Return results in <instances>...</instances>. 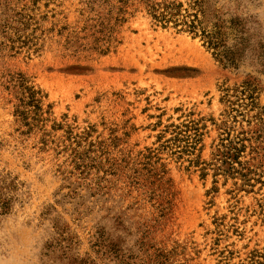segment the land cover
<instances>
[{
    "label": "rangeland",
    "instance_id": "rangeland-1",
    "mask_svg": "<svg viewBox=\"0 0 264 264\" xmlns=\"http://www.w3.org/2000/svg\"><path fill=\"white\" fill-rule=\"evenodd\" d=\"M203 8L264 42V0ZM195 10L0 0V264H264V74L224 67Z\"/></svg>",
    "mask_w": 264,
    "mask_h": 264
},
{
    "label": "trees",
    "instance_id": "trees-1",
    "mask_svg": "<svg viewBox=\"0 0 264 264\" xmlns=\"http://www.w3.org/2000/svg\"><path fill=\"white\" fill-rule=\"evenodd\" d=\"M204 1L194 0V7L197 10L194 14L188 12L181 20L182 25L189 32L200 36L224 67L239 70L241 66L249 62L258 68L259 73L264 74V42L258 40L253 21L251 19L223 20L217 16L212 22L205 24ZM152 15L158 23L165 24L172 21L174 17H178L180 12L172 11L169 6H163L161 9L154 8ZM256 82L257 78L249 77L248 81L244 82L241 92L250 96L252 104L255 100L253 95Z\"/></svg>",
    "mask_w": 264,
    "mask_h": 264
}]
</instances>
